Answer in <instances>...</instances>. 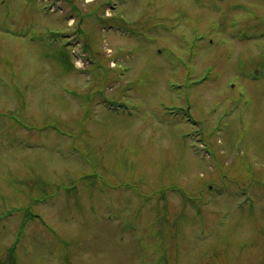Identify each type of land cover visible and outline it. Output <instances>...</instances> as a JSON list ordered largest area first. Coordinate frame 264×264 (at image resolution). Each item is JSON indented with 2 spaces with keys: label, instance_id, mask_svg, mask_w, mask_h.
I'll use <instances>...</instances> for the list:
<instances>
[{
  "label": "rangeland",
  "instance_id": "rangeland-1",
  "mask_svg": "<svg viewBox=\"0 0 264 264\" xmlns=\"http://www.w3.org/2000/svg\"><path fill=\"white\" fill-rule=\"evenodd\" d=\"M0 264H264V0H0Z\"/></svg>",
  "mask_w": 264,
  "mask_h": 264
}]
</instances>
